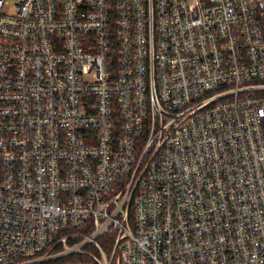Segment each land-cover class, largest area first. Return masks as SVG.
Instances as JSON below:
<instances>
[{
    "label": "built area",
    "instance_id": "obj_1",
    "mask_svg": "<svg viewBox=\"0 0 264 264\" xmlns=\"http://www.w3.org/2000/svg\"><path fill=\"white\" fill-rule=\"evenodd\" d=\"M0 264H264V0H0Z\"/></svg>",
    "mask_w": 264,
    "mask_h": 264
}]
</instances>
